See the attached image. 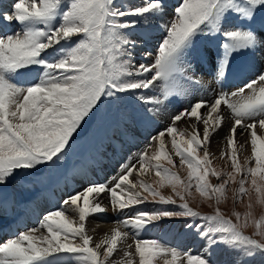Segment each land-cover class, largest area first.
I'll use <instances>...</instances> for the list:
<instances>
[{
	"label": "snow or ice",
	"instance_id": "obj_1",
	"mask_svg": "<svg viewBox=\"0 0 264 264\" xmlns=\"http://www.w3.org/2000/svg\"><path fill=\"white\" fill-rule=\"evenodd\" d=\"M168 7L167 0H17L11 12L0 11L4 25L20 26L0 35L2 205L11 184L61 164L106 102L129 101L155 114L189 89L213 97L181 105L166 128L120 165L122 171L69 192L59 208L42 214L36 227L0 241V264H66L72 259L79 264H215L213 252L221 246L236 254L234 264L264 256V215L255 217L251 198L254 190L255 204L264 207V56L256 59L264 53V0H179L171 18H166ZM205 63L213 66L207 81L196 75V65ZM237 77L243 82L235 90L211 89L213 82ZM28 78L34 82L21 83ZM157 88L160 95L154 94ZM193 118L192 132L176 126ZM151 119L146 116L145 122ZM226 121L231 123L221 156L231 163L227 172L213 166L209 151L211 137ZM197 124L203 125L202 133ZM238 129L250 134L252 154L244 164ZM173 156L189 169L187 179L172 170ZM150 171L159 177V187L144 179ZM134 174L135 182L130 179ZM210 176L222 182L212 184ZM237 183L235 192L247 195L249 203L246 213H234V222L219 204L227 199L228 186ZM248 183L251 188L245 187ZM165 186L180 203L161 193ZM193 187L215 200V214L190 206ZM105 193L113 211L128 212L94 243L86 224L90 216L106 213L100 202ZM148 203L160 206L139 207ZM181 218L184 228L205 242L207 254L138 238L162 220ZM249 226L255 228L253 235L244 232Z\"/></svg>",
	"mask_w": 264,
	"mask_h": 264
},
{
	"label": "bare ground",
	"instance_id": "obj_2",
	"mask_svg": "<svg viewBox=\"0 0 264 264\" xmlns=\"http://www.w3.org/2000/svg\"><path fill=\"white\" fill-rule=\"evenodd\" d=\"M1 1H3L4 3L5 2L7 3L5 7L3 6L4 8H6V11L12 10L11 6L17 2V0H0V5H1ZM168 5H169L168 12H172L174 8L173 4L168 2ZM168 18L170 17L168 16ZM13 30H14V27L12 24L4 25L3 22L0 21V35L4 33L13 32ZM157 40L158 39L154 38L151 41L150 47L153 50H154L153 44L157 42ZM261 56H264V53H259L256 59L258 58L260 59ZM244 62L245 61H243L242 63ZM211 67L213 66L207 63L202 64V65L197 64L196 65V75L204 77V75L208 73ZM234 79L236 81V88H237L240 86V83H242L243 80L242 78H239V77L234 78ZM29 81L34 82V81H31V78L30 79L28 78L25 81H21V83L25 84V83H28ZM180 83L183 84L184 82L181 81ZM222 86H223V82L220 85H217L215 82H213L211 85V89H214L216 92H219ZM154 94L155 95L160 94L159 88L156 90ZM209 96L212 97L211 93H206L204 91H194V90L189 89L188 93L184 95V97L186 98H181L182 99L181 103L176 100L178 104L177 103L168 104L166 109L169 112L174 113L175 109L177 111L180 110L181 105L187 106L188 103L194 100H198L201 97L208 99ZM180 97H183V96H180ZM222 110H223V106H222ZM201 112L203 114L204 110L202 109ZM146 115L151 117L152 114L146 113ZM138 120L140 121L139 124L137 123ZM133 122H135L134 124H137L135 128H141L142 125L140 124H152V123L159 124V125L162 124L161 120L153 121V117L150 121H147V122L141 119H136ZM193 122H194V118L192 120H181L177 122V125H179L181 129H187V130L193 131L191 127V124ZM230 123H231L230 121H226L224 126L221 129H219L211 137L209 151L212 154L213 160L215 161L223 159V157L221 156V152L223 149L227 147V143H226L227 141L224 139V137L228 133V128H229ZM197 128L202 133L203 125L197 124ZM124 132H125V135L123 134L122 135L125 137L127 141L131 142L130 146L127 148L128 150L125 151L123 147H121L120 149L119 148L115 149V150L112 149L111 147L107 149V152L112 153L111 155H113L116 158L124 157L125 159L123 160L122 163H124L129 157L133 156L135 154L133 152L137 151L140 148L139 145H144L145 141L147 140V137H142V138L140 137L139 139H137L138 137L137 133H135L134 136H131V133L135 132L134 129H131V131L126 130ZM258 134H259V130H258ZM135 136L137 137L135 138ZM115 138H119V135L115 134L110 139H115ZM167 138L168 137H166V139ZM237 140L239 144H243V150L241 152L242 157L245 158V157H249V155L251 156L250 134L249 133L241 134L240 130L238 129L237 130ZM168 146L170 147V144H168ZM99 154L101 155L103 154V152L101 151V153ZM104 156L106 157V155ZM90 158H91V154H90ZM89 161L90 160L85 159V158L82 160V164L84 166V170L82 174L83 178L86 177L87 172L91 170ZM109 164L111 168L114 166V163H109ZM110 166L108 168H110ZM119 166H120V163L116 165L115 167H113L114 170H116ZM69 171H72V169H70ZM113 174H114V171L112 175ZM89 178L91 179V176ZM73 179L66 178L65 180L66 182L65 184H67L68 192H73L75 188V185H73ZM58 181H60V178L58 179ZM58 181H57V178H52L51 180H47L46 177H36V181L34 182L18 181L14 184H11L7 189L4 190L3 196L5 200L7 201V204L6 205L0 204V241L6 240L18 232H22L26 228L36 227L43 213L60 207V204L62 202L61 198L64 197L67 193H64L63 191H61V188H60L61 184L60 186H58L56 183ZM90 182L91 181L87 183H90ZM133 182H135V179L133 180ZM37 188H39V190H37ZM76 188H79V186ZM29 190L34 191L33 196L31 195L28 197L27 191ZM100 202L105 208L107 207L106 213L95 215V216H90L86 224V227L88 228L90 235L93 236L94 243L102 239L106 233L110 232V230L116 226L115 223H110V222L121 220L125 216L119 211L111 210V206L110 205L108 206V202H110L109 194L107 193L103 194L100 198ZM108 208H110L109 210L112 211L111 216L107 215ZM115 214H117V216H115ZM69 215H72V213H69ZM172 235H173L172 232H170L169 230H167L166 232L165 231L161 232L159 230V232H157L155 229L150 228V230L141 233V235L138 238L142 239L143 237L144 238H150V237L157 238L158 237L162 241L170 242L173 246H176V247L182 246V248H185L187 251H191L192 253L207 254L208 250L205 247L203 248L201 246V243L197 244L195 241H187V240L182 241L179 237H175ZM130 239L131 238H129V241H128L129 243H131L132 241ZM235 259H236V254L225 247H222L221 249H218V250H214L213 252V260L215 261V264H234ZM263 259H264V256H256V257L251 258L250 260H247L245 264H264ZM73 260L74 259L66 261V264H73Z\"/></svg>",
	"mask_w": 264,
	"mask_h": 264
},
{
	"label": "rangeland",
	"instance_id": "obj_3",
	"mask_svg": "<svg viewBox=\"0 0 264 264\" xmlns=\"http://www.w3.org/2000/svg\"><path fill=\"white\" fill-rule=\"evenodd\" d=\"M124 2L127 4L128 0H124ZM133 2L138 3V2H140V0H133ZM178 3H179V0L176 1L175 5H177ZM168 16L171 18L172 12H168ZM168 16L166 18H168ZM17 28L19 30L20 27H17ZM157 33L158 34L153 37V39L154 38L158 39L157 42H155L153 44L154 49L157 46L159 38H160L159 32H157ZM133 38H136V37H133ZM241 60L242 61H240L239 63H242L244 61V59H241ZM257 60H259V58ZM137 61H139V57H137ZM212 72H213V67H211L209 69V71L206 75V78H204V79L211 80V78H212L211 73ZM158 83H160V82H158ZM222 89H224V90L226 89L227 91L235 90L236 89L235 79L232 78V79L224 81ZM159 90H160V88H159ZM211 98H213V97H211V96L208 97V99H211ZM174 99L180 103L182 102V99L180 96H176ZM148 107H152V106L149 105ZM138 112H139L140 116L134 117V115L137 114ZM175 112H177L176 109H175L174 113ZM151 114H152L151 117H153V121L161 120L162 124H160V125L159 124H153V123L149 124V125L148 124H140V125H142L141 128H135V126L137 124H133V123H135V122H133V120L140 118L141 120L145 121V117L147 115L145 113L144 108H142L140 105L131 103L129 101H125L122 103H120V102L107 103L106 102L104 107L101 108L100 112L97 113V115L94 116L88 122V125L85 128V131L81 134L76 145L74 146V150L72 152V155L67 156L68 158L66 157L64 159V161L61 164H59L57 167L42 168L34 176L30 177L26 182H32V181L34 182V181H36L35 177H43V176H46L47 180H51L52 178H57V181H58L59 177L62 175L61 169H63V166L66 164L67 161L76 162L77 158H81L82 156H85L86 154H88L90 152H94V150L97 147L101 146V143L103 141L109 140L110 130H112L114 132V134H112L110 136V138L113 137L115 134H119V133L121 136L125 135L124 131H120L124 127L125 124H130L132 122L131 123L132 127L130 126L129 130L131 131V129H134V131H136L137 134L147 135V138L149 139L150 137L155 136L158 131L163 130L164 128H166L170 124L171 116L173 113L169 112L167 109H161V111H159L155 114H153V113H151ZM94 120H96V124L93 123ZM166 121H168V122H166ZM176 126L181 129V127L179 125H177V123H176ZM188 132H192V131L188 130ZM85 135H87L89 137L88 138L84 137ZM131 135L134 136L135 133L132 132ZM136 137L137 136H135V138ZM139 138L140 137L138 136L137 139H139ZM124 139H125V137H124ZM122 140H123L122 137L119 138L118 143L121 142ZM167 140L169 141V144H170V138L169 137L167 138ZM130 144H131V142L128 141L125 143V146H127V148H128L130 146ZM144 146L145 145H139L140 148L138 147L139 149L133 153H135V154L139 153L141 151V149L144 148ZM152 147L155 148L156 144L154 143L152 145ZM168 148L170 149L169 146H168ZM198 154L200 156L203 155L202 152H200ZM241 154H240V160H241V163L244 164L245 158L242 157ZM249 157H250V155H249ZM173 158L176 161V167L173 168L172 170L175 172H178L182 179H187L189 169L187 168L186 165L183 167H181L179 165V158L178 157L173 156ZM134 162H135V160H133V163ZM162 163L167 167H172L171 165H168L166 161H162ZM213 166L217 170H223L225 172L232 171L231 163H230V161L227 160V158H223V159H220L217 161L213 160ZM252 166H254V162H253ZM70 169H72V171H69ZM70 169L67 170L66 176L63 175V179H60V181L56 182L58 186H60V184H61V186H60L61 191H62L63 186L66 183L65 182L66 178H72V179L74 178L73 179V185H75L76 182L79 181V178H77L78 175L75 172L76 171L75 166L72 165ZM51 170H54L55 172L53 171L52 173H50ZM59 171H61V173H56ZM47 174H48V176H47ZM82 174H83V172H82ZM130 179L131 180L135 179V181H136L138 179V177L134 174L132 177H130ZM144 179L147 180L148 182L152 183L153 186L159 187V185L156 184V181L159 180V177L155 176L154 171H150V172L146 173ZM209 179H210V182L212 184H218V183L222 182L223 178H221V180H218L214 176H210ZM239 179H240V176H237V180H239ZM92 182H96V181L94 180ZM238 187H239L238 183L237 184H230L228 186V190H227V199L224 202H222L221 204H219V208H220L221 212L226 217H230L231 219H233L234 222L236 220L234 213L238 212L241 215H243L244 213H246L248 211L247 205L249 203V197L247 195L239 196V194L235 192V189H237ZM245 187L251 188L250 183L246 184ZM79 189H81V188H74L73 191H77ZM37 190H39V188H37ZM160 191L165 197L172 196L174 199H177L175 197L174 193L172 192V189L170 186H165L164 188H161ZM27 192H28L27 193L28 197L33 195V190H29ZM65 196L61 198L62 201L65 198ZM251 198H252V203L254 204V209H253L254 215L256 218H259L261 215H264V207H261V206L255 204L256 194H255L254 190L251 192ZM149 200L150 201L152 200L151 196H149ZM177 203H180V201L178 199H177ZM189 204L191 207L198 210L199 212H201L204 215L215 214V210L217 207L214 199H207L205 197H202L199 192L195 191L194 187L192 190V196L189 197ZM109 205L111 206L110 202H108V206ZM159 206L160 205L155 204V203H148L146 205H140L139 207H145L146 209L151 210L152 208L159 207ZM166 207L171 209V208H174L175 206L167 205ZM106 209H107V207H106ZM109 209L110 208H108L107 215L111 216L112 215L111 210H113L112 206H111V210H109ZM109 211H111V212H109ZM127 212H128V210H124V212L123 213L121 212V213L123 215H125V214H127ZM110 223H114V222H110ZM185 223H186V220L183 218L171 219V220L165 219V220L160 221L158 226L150 227V228L155 229L157 232H159L158 228H162L161 232H164V231L166 232L167 230H169L170 232H172V234H173L172 236L179 237L182 241L187 240V241H195L197 244L201 243V246L203 248L205 247L207 249V246L203 240L197 238L195 233L184 228ZM201 223H203V221H201ZM129 231H131V230H129ZM244 232L246 235H253V233L255 232V228H254V226H249V227L244 229ZM130 238H131V236H130ZM255 238L260 239V237H255ZM142 239L143 240H157V241H160L162 243H165L168 246L173 247L172 244H170L169 242L161 241V239H159L158 237L157 238L156 237H150V238H144L143 237ZM130 240H132V239H130ZM175 248H177V247H175ZM221 248L222 247H217L215 250H218ZM177 249L182 250L183 248L179 247ZM192 254H196V253H192ZM160 262H162V261L158 260L157 264H163V262L162 263H160ZM74 264H79V262L77 260H75Z\"/></svg>",
	"mask_w": 264,
	"mask_h": 264
}]
</instances>
